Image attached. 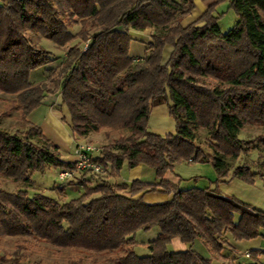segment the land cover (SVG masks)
<instances>
[{
    "label": "trees",
    "instance_id": "16d2710c",
    "mask_svg": "<svg viewBox=\"0 0 264 264\" xmlns=\"http://www.w3.org/2000/svg\"><path fill=\"white\" fill-rule=\"evenodd\" d=\"M223 1L208 0L198 19L183 25L195 0H0V92L14 96L10 108L30 123L28 116L46 93H55L47 81L30 80L33 70H49L55 57L33 44L29 33L60 48L78 40L61 63L63 78L55 80L73 134L128 131L103 147L98 160L110 165L107 173L79 172L69 180L68 185L83 187L79 197L60 200L30 193L28 187L0 189V239L43 240L93 253L122 251L108 264H213L191 247L176 251L169 244L177 236L189 245L200 239L217 256L229 238L264 236V209L218 188H181L165 179L175 164L187 161L212 163L223 181L233 168L230 159L258 144L264 148V134L257 142L240 137L247 124L264 127V0H230L239 19L226 32L215 13ZM76 24L81 29L74 33L69 26ZM148 28L146 54L133 57V31ZM167 45L173 50L165 63ZM162 103L176 121L174 133L149 128L152 108ZM201 129L208 133L210 151L198 142ZM33 130L38 142L0 128L1 176L30 183L35 171L49 166L76 168L41 127L32 125ZM125 163L152 168L157 180L106 179ZM233 174L249 183L259 176L247 163L235 166ZM59 191L67 193L63 185ZM147 192L171 197L150 203L144 200ZM153 227L159 232L148 242L149 253L137 254L136 232Z\"/></svg>",
    "mask_w": 264,
    "mask_h": 264
},
{
    "label": "rangeland",
    "instance_id": "374dc122",
    "mask_svg": "<svg viewBox=\"0 0 264 264\" xmlns=\"http://www.w3.org/2000/svg\"><path fill=\"white\" fill-rule=\"evenodd\" d=\"M215 13L220 16L219 22L222 32L228 31L239 19L236 11L230 7V0H225L216 6ZM70 30L77 33L81 29L80 24L69 26ZM146 33V34H145ZM145 33L141 31H133V40L130 44L129 53L133 57H140L146 54V46L151 34V30H146ZM148 33V35H147ZM150 33V34H149ZM29 38L33 44L42 46L52 52L55 60L50 63L46 70V67H39L31 73L30 80L38 83L41 81H47L49 87L55 90V93H46L44 101L48 102L52 106V114L49 113V121L57 120L61 122L68 130L71 129V115L66 105L62 104L61 99L58 98L60 89L55 86L56 79H62L64 74L62 72L61 63L65 59L68 48L77 43L78 40L65 47H58L52 41L42 38L40 35L29 33ZM83 45V44H82ZM85 45V44H84ZM173 50V49H172ZM171 53L169 54L170 57ZM163 59L166 63L169 59ZM51 75V78L49 76ZM49 94H53L51 96ZM14 96L4 94L0 92V128L7 130L10 133H19L23 137H28L35 142L39 141L38 134L30 129L32 125H37L42 128L44 134L53 140L54 142H60L56 137L53 138L50 135L51 129L46 124V116L41 113L34 114L30 123H27L22 119L21 113L18 110L10 108V101ZM10 108V109H9ZM126 129H110L105 128L99 132H91L85 136V140H80L73 134L75 141L71 144L70 148H66L61 145V155L73 159L76 152L78 143L88 142L95 145L101 151L107 144L113 143V141L121 135L127 134ZM264 134V127L256 124H247L240 132L242 139H253L255 142L258 140L259 135ZM72 137V136H70ZM77 137V138H76ZM198 142L202 144L206 151H210L208 146V133L206 130L198 131ZM256 145V144H255ZM69 155V156H68ZM231 171L229 175L224 178L223 181H218L217 178L212 179L207 173H202V168H199V162H178L175 166L177 172L183 178L182 186H198V187H211L218 188L220 192L229 196H236L242 201L255 206L260 209H264V148L258 144L257 148H247L240 157L230 159ZM212 169L215 171V167L212 163L208 162ZM247 163L250 165L252 171L258 172L259 176L256 177L254 183L246 182L245 180L234 176V167ZM147 169L152 168L146 166ZM128 165L125 164L121 177L127 176L129 173ZM60 167L49 166L45 171H35L32 174V180L30 183H15L10 179L0 175V189L13 192L19 188L28 187L30 193H37L39 191L58 198L60 200H70L72 198L79 197L83 194L84 189H69L64 195L59 191L62 186L59 178ZM149 176V175H147ZM102 177V176H101ZM106 177H109L106 176ZM96 178H94L95 180ZM94 181L90 185H94ZM68 184V183H66ZM63 188H66L63 185ZM159 228L153 227L149 230H139L135 234L136 244L134 249L137 254L149 253L148 242L158 236ZM235 240V239H233ZM238 258L235 259V264H264V236H259L253 239L237 240ZM229 243H227L228 245ZM258 251L257 257L252 258L246 255L247 252ZM118 254H122V251L114 253H93L85 250H77L73 248H60L54 246L47 241L26 240L18 237L5 236L0 239V259L2 264H11L10 261H17L18 264H68L72 261H77L78 264H108V258L114 257ZM219 256V255H217ZM233 264V263H232Z\"/></svg>",
    "mask_w": 264,
    "mask_h": 264
},
{
    "label": "crops",
    "instance_id": "0c3cea01",
    "mask_svg": "<svg viewBox=\"0 0 264 264\" xmlns=\"http://www.w3.org/2000/svg\"><path fill=\"white\" fill-rule=\"evenodd\" d=\"M195 5L196 6L191 12V14H189L182 20L183 25H188L189 23L198 19L206 11L207 6H208V0H195ZM148 30L152 31V29L150 28H148ZM145 31H143V33H145ZM172 49L173 47L170 45H167L165 47V50H164L165 59L169 57V54L172 52ZM49 95L54 96L53 94H49ZM58 98L61 99L62 101L61 93H59ZM52 109L53 108L51 104L43 100L42 104L36 110H34L28 117L34 116V114H37V113H41V115H44L46 113L45 115H47L46 116L47 120L45 121H46L47 126L51 129L49 133L50 135L53 136V138L56 137L60 141V142H55V143H57L60 147L61 145H63L66 148H70L71 144H73V141H75L73 132L71 129L68 130L66 127H64V125L61 122L57 121L56 119L53 121H49L48 115L49 113L52 114V111H53ZM29 120H31V118H29ZM70 126H71V123H70ZM149 128L153 132L160 133V134L174 133L176 131V121L171 116L169 105L167 103H162L152 108V112L149 118ZM77 137L78 139L80 138V140L81 139L85 140L84 137H80V136H77ZM72 156H73V159H69V157H65V155H62V158L66 161H74L75 154ZM199 165H200L199 168H202L204 165V167L202 168V173L209 174L212 179H215L218 177L217 171L216 170L214 171L209 163H199ZM124 166L122 167L119 173L109 175V177H106V179L109 180L110 182H117V183H121V182L130 183L136 179H139L142 181H156L157 180L155 176V172L153 173L151 169H147L146 165L144 164H139L134 168H128L129 173L127 174V176L123 178L121 177V174L123 173ZM175 166L173 170H169L165 174V179L179 185L181 188H184L182 186L183 178L177 172V170L175 169ZM66 183H69V181ZM62 185L66 186L65 191H68L69 189L79 190L83 188L82 186H79V185H72V186L68 184H62ZM205 187H208V186H205ZM185 188H189V186H185ZM141 194H139V196ZM143 196H144V200L150 203L164 202L171 197L170 194L162 193V192H147L143 194ZM228 243L229 244L225 245V247L222 249L219 256H215L211 251H209V249L204 245V243L200 239H196L192 245H189L183 242L181 237L177 236L172 239L171 243L169 244V247L170 249L176 250V251L186 250L189 247H191L201 256L205 258H212L213 264H232V263L235 264L236 262L235 259L238 258V253H237V247L239 246L238 241L233 240L232 238H229Z\"/></svg>",
    "mask_w": 264,
    "mask_h": 264
},
{
    "label": "built area",
    "instance_id": "2783aa9c",
    "mask_svg": "<svg viewBox=\"0 0 264 264\" xmlns=\"http://www.w3.org/2000/svg\"><path fill=\"white\" fill-rule=\"evenodd\" d=\"M100 157H102V151L95 145L88 142L78 143L74 159L76 168H65L60 170V182L66 184V182L74 178L79 172L96 174L107 173L110 169V165L100 162L98 160ZM246 254L247 256H250V252H247Z\"/></svg>",
    "mask_w": 264,
    "mask_h": 264
},
{
    "label": "water",
    "instance_id": "95a60500",
    "mask_svg": "<svg viewBox=\"0 0 264 264\" xmlns=\"http://www.w3.org/2000/svg\"><path fill=\"white\" fill-rule=\"evenodd\" d=\"M42 102H43V100H42Z\"/></svg>",
    "mask_w": 264,
    "mask_h": 264
}]
</instances>
